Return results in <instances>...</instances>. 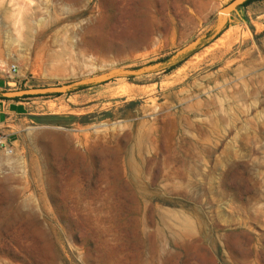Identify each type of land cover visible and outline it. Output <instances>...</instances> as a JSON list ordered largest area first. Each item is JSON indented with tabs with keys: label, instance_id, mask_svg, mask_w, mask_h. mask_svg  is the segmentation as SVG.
<instances>
[{
	"label": "rangeland",
	"instance_id": "374dc122",
	"mask_svg": "<svg viewBox=\"0 0 264 264\" xmlns=\"http://www.w3.org/2000/svg\"><path fill=\"white\" fill-rule=\"evenodd\" d=\"M27 1L0 264H264V0Z\"/></svg>",
	"mask_w": 264,
	"mask_h": 264
},
{
	"label": "water",
	"instance_id": "95a60500",
	"mask_svg": "<svg viewBox=\"0 0 264 264\" xmlns=\"http://www.w3.org/2000/svg\"><path fill=\"white\" fill-rule=\"evenodd\" d=\"M247 0H232L226 6L218 11L220 16L224 18L231 15V13L235 12L238 7L244 4ZM65 90V87L58 86V87H51V88H40V89H25L19 91H10V92H2L0 96L4 99H15L21 98L23 96H36V95H45L51 92H61Z\"/></svg>",
	"mask_w": 264,
	"mask_h": 264
},
{
	"label": "crops",
	"instance_id": "0c3cea01",
	"mask_svg": "<svg viewBox=\"0 0 264 264\" xmlns=\"http://www.w3.org/2000/svg\"><path fill=\"white\" fill-rule=\"evenodd\" d=\"M8 85V83L0 77V90H4V88ZM28 102H14L10 101L7 106L5 102L0 100V132L3 133L4 137L9 141L10 144H13L14 141H12L11 137L14 138V136L10 133H8L7 130H2L5 126L6 121L8 120V117H14L19 116L20 112H23L25 110L26 105Z\"/></svg>",
	"mask_w": 264,
	"mask_h": 264
},
{
	"label": "bare ground",
	"instance_id": "6f19581e",
	"mask_svg": "<svg viewBox=\"0 0 264 264\" xmlns=\"http://www.w3.org/2000/svg\"><path fill=\"white\" fill-rule=\"evenodd\" d=\"M19 1H22V4H20ZM9 4L12 6V8L14 9L16 13L15 23L17 25H22V24L24 25L27 19L25 20V18H22L21 13H23L22 11L24 10L25 7L30 6L28 1L27 0H10ZM2 8H5V6L3 4H0V9Z\"/></svg>",
	"mask_w": 264,
	"mask_h": 264
},
{
	"label": "built area",
	"instance_id": "2783aa9c",
	"mask_svg": "<svg viewBox=\"0 0 264 264\" xmlns=\"http://www.w3.org/2000/svg\"><path fill=\"white\" fill-rule=\"evenodd\" d=\"M10 71L15 72L16 67L14 65H11ZM11 151L12 149H11V144L9 143V141L5 137H0V153L1 152L11 153Z\"/></svg>",
	"mask_w": 264,
	"mask_h": 264
},
{
	"label": "trees",
	"instance_id": "16d2710c",
	"mask_svg": "<svg viewBox=\"0 0 264 264\" xmlns=\"http://www.w3.org/2000/svg\"><path fill=\"white\" fill-rule=\"evenodd\" d=\"M251 0H247L243 5H245V4H247V3H249ZM242 5V6H243ZM28 97H31V96H23V97H21V98H15V99H25V98H28ZM0 100H5L4 98H0Z\"/></svg>",
	"mask_w": 264,
	"mask_h": 264
}]
</instances>
